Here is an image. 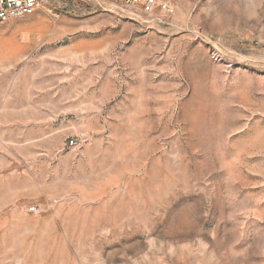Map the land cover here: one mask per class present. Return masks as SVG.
Instances as JSON below:
<instances>
[{
    "label": "rangeland",
    "instance_id": "374dc122",
    "mask_svg": "<svg viewBox=\"0 0 264 264\" xmlns=\"http://www.w3.org/2000/svg\"><path fill=\"white\" fill-rule=\"evenodd\" d=\"M173 1L0 22V264H264V0Z\"/></svg>",
    "mask_w": 264,
    "mask_h": 264
},
{
    "label": "built area",
    "instance_id": "2783aa9c",
    "mask_svg": "<svg viewBox=\"0 0 264 264\" xmlns=\"http://www.w3.org/2000/svg\"><path fill=\"white\" fill-rule=\"evenodd\" d=\"M48 0H0V22L11 18H18L24 15L35 13L47 6ZM75 2L81 0H74ZM88 1V0H83ZM124 5L137 7L142 13L151 15L155 11L164 14H173L175 12V3L173 0H113ZM51 4L49 9H53ZM76 138H70V144H76ZM36 206H31L30 210H35Z\"/></svg>",
    "mask_w": 264,
    "mask_h": 264
}]
</instances>
